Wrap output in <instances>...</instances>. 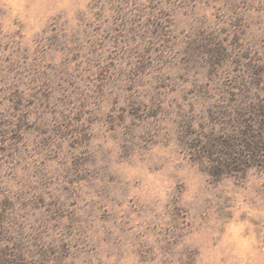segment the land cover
Segmentation results:
<instances>
[{"label":"rangeland","instance_id":"obj_1","mask_svg":"<svg viewBox=\"0 0 264 264\" xmlns=\"http://www.w3.org/2000/svg\"><path fill=\"white\" fill-rule=\"evenodd\" d=\"M261 108L264 0H0V246L264 264Z\"/></svg>","mask_w":264,"mask_h":264},{"label":"trees","instance_id":"obj_2","mask_svg":"<svg viewBox=\"0 0 264 264\" xmlns=\"http://www.w3.org/2000/svg\"><path fill=\"white\" fill-rule=\"evenodd\" d=\"M260 115L258 120L255 122V126H258L257 129H259L258 131V135L256 136H252L250 134V131H247V128H244L245 130H241L240 131V142L238 143L239 146H243L244 148H246L249 152H251L253 154V157H257L259 156V154L261 152L264 151V133H262L260 130L262 127H264V109L261 108L260 111ZM254 132H256L257 130L254 129ZM237 144H234V146L228 145L231 148V152L230 153H225V156H232L233 155V150H236ZM209 153L211 151H208ZM235 153V151H234ZM233 158H231L228 162H222L220 167H223L225 170H231L232 168H235V166H237V161L233 160ZM240 160V158H239ZM245 159H241L238 167L246 166L245 165ZM240 167V168H241ZM19 241V240H18ZM21 242H19L20 244ZM16 245V247H9V248H4L2 246H0V264H31L29 257L26 255V250L24 249L23 246L17 245L16 243H14Z\"/></svg>","mask_w":264,"mask_h":264},{"label":"clouds","instance_id":"obj_3","mask_svg":"<svg viewBox=\"0 0 264 264\" xmlns=\"http://www.w3.org/2000/svg\"><path fill=\"white\" fill-rule=\"evenodd\" d=\"M244 228V225L243 224H240V225H233L230 227V232H239V231H242Z\"/></svg>","mask_w":264,"mask_h":264}]
</instances>
